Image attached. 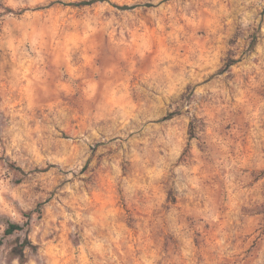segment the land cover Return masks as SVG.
Masks as SVG:
<instances>
[{
    "label": "rangeland",
    "instance_id": "obj_1",
    "mask_svg": "<svg viewBox=\"0 0 264 264\" xmlns=\"http://www.w3.org/2000/svg\"><path fill=\"white\" fill-rule=\"evenodd\" d=\"M82 1L0 0V264H264V0Z\"/></svg>",
    "mask_w": 264,
    "mask_h": 264
},
{
    "label": "trees",
    "instance_id": "obj_2",
    "mask_svg": "<svg viewBox=\"0 0 264 264\" xmlns=\"http://www.w3.org/2000/svg\"><path fill=\"white\" fill-rule=\"evenodd\" d=\"M96 0H89V1H82L81 4H88V3H92ZM124 8H128L127 5H124ZM235 61H231L227 63V66H230L232 63H234ZM170 116H173V113H170ZM32 213H27V216H31ZM23 227V225H21L20 223L17 222H10L8 227L6 228L5 232L6 234H12L13 232H15L18 229H21Z\"/></svg>",
    "mask_w": 264,
    "mask_h": 264
}]
</instances>
